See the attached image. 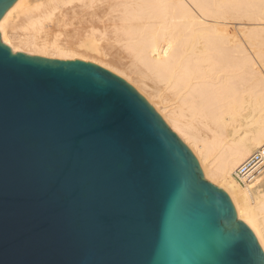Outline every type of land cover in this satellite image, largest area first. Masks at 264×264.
<instances>
[{
	"label": "water",
	"instance_id": "1",
	"mask_svg": "<svg viewBox=\"0 0 264 264\" xmlns=\"http://www.w3.org/2000/svg\"><path fill=\"white\" fill-rule=\"evenodd\" d=\"M0 264H264V253L134 85L0 38Z\"/></svg>",
	"mask_w": 264,
	"mask_h": 264
},
{
	"label": "bare ground",
	"instance_id": "2",
	"mask_svg": "<svg viewBox=\"0 0 264 264\" xmlns=\"http://www.w3.org/2000/svg\"><path fill=\"white\" fill-rule=\"evenodd\" d=\"M0 38L91 60L134 85L264 253V168L245 185L233 175L264 143V0H16Z\"/></svg>",
	"mask_w": 264,
	"mask_h": 264
},
{
	"label": "built area",
	"instance_id": "3",
	"mask_svg": "<svg viewBox=\"0 0 264 264\" xmlns=\"http://www.w3.org/2000/svg\"><path fill=\"white\" fill-rule=\"evenodd\" d=\"M264 168V143L255 149L251 155L234 171V177L245 185Z\"/></svg>",
	"mask_w": 264,
	"mask_h": 264
},
{
	"label": "snow or ice",
	"instance_id": "4",
	"mask_svg": "<svg viewBox=\"0 0 264 264\" xmlns=\"http://www.w3.org/2000/svg\"><path fill=\"white\" fill-rule=\"evenodd\" d=\"M5 0H0V14H2V8L4 6Z\"/></svg>",
	"mask_w": 264,
	"mask_h": 264
},
{
	"label": "rangeland",
	"instance_id": "5",
	"mask_svg": "<svg viewBox=\"0 0 264 264\" xmlns=\"http://www.w3.org/2000/svg\"><path fill=\"white\" fill-rule=\"evenodd\" d=\"M2 40V39H1ZM3 41V40H2ZM4 42V41H3ZM12 49V48H11ZM12 51H16V50H13L12 49ZM19 51H21V50H19ZM22 52H26V53H30V54H33V53H31V52H27V51H22ZM73 58H75V57H73ZM91 61V60H90ZM117 74V73H116ZM213 183V182H212ZM215 184V183H214ZM215 185H217V184H215Z\"/></svg>",
	"mask_w": 264,
	"mask_h": 264
}]
</instances>
